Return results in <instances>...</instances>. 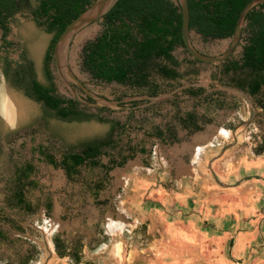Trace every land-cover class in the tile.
Masks as SVG:
<instances>
[{
  "label": "rangeland",
  "instance_id": "rangeland-1",
  "mask_svg": "<svg viewBox=\"0 0 264 264\" xmlns=\"http://www.w3.org/2000/svg\"><path fill=\"white\" fill-rule=\"evenodd\" d=\"M32 3L35 5L36 0ZM102 21L82 31L72 42L70 65L95 94L113 100L125 96L127 101L123 104L133 105L131 102L140 100L138 96L143 90L115 82H98L82 70L84 43L99 32ZM9 27L6 38L12 44H3L0 29V51L14 60L21 59L25 54L33 60L39 80L47 83L44 60L53 33L40 25L29 9L15 14ZM192 39L199 50L213 55L223 53L230 42V38L202 41L195 34H192ZM243 44L242 40L235 57L241 55ZM174 54L183 60L194 59L183 47H179ZM52 67L58 93L71 97L54 64ZM180 71L183 73L180 79L163 81V93L157 98L134 106L135 115L128 123L125 142H121L112 153L129 155V141L137 149L144 148L146 151H136L133 158H128L125 164L116 166L108 174L100 166L88 167L73 180L67 177L64 169L45 161L39 148L42 146L60 159L65 149L80 141L105 137L113 121L128 122L130 109L108 107L109 110L99 114L103 121L99 118L62 119L0 75V213L11 216L20 225L8 223L0 216V227L7 234V238H0V264H17L27 256L32 258L29 264H72L68 257L59 258L56 254L52 241L55 232H60L71 243L81 241L84 244V260L88 264H131L136 249L148 247L153 238L167 232L163 221L178 220L183 223L195 218L198 222L202 221L204 227L205 221L211 224L216 218L226 219L231 215L238 221L244 218V208L232 209L226 201L199 199L193 190L185 193L187 199L179 206L174 202H163L160 192H155L157 196L152 194V186L161 190L164 187L175 193L184 185L193 184L195 176L179 174V166L182 167L183 163L178 162L176 155H253L254 148L264 138V109L258 103L259 96L224 88L222 85L230 78L226 76L220 84L217 75L219 64L184 61ZM154 79L161 78L158 75ZM199 85L207 87L209 98H192L183 92L187 86ZM12 97L25 103L23 114L15 121L8 119L6 111V102ZM170 100H176L177 105ZM176 106L182 113L196 110L209 120L202 122V130L190 132L174 119ZM81 108L98 113L94 106L81 103ZM168 123H173L177 129L179 138L173 143L151 134L158 128L165 129ZM185 157L189 162L190 158ZM29 161L36 166L31 179L37 182V186L27 189V197L37 205L32 213L9 206L6 200L16 166ZM103 161L107 162V158ZM178 163L179 173L175 169ZM210 168L217 179L220 169L216 163ZM100 181L103 187L98 190L96 183ZM194 184L198 186V182ZM153 198L159 204L150 202ZM48 202L52 204L50 211L46 207ZM248 213L247 216L254 215ZM213 228L215 230L217 226L213 225ZM119 244L120 252L117 250ZM227 247L226 243L222 244L223 251ZM150 258L142 253L137 259L152 264Z\"/></svg>",
  "mask_w": 264,
  "mask_h": 264
},
{
  "label": "trees",
  "instance_id": "trees-1",
  "mask_svg": "<svg viewBox=\"0 0 264 264\" xmlns=\"http://www.w3.org/2000/svg\"><path fill=\"white\" fill-rule=\"evenodd\" d=\"M94 1L36 0V4L33 5L32 0H0V29L3 30L6 45L12 44L6 38L11 18L25 9H29L36 21L53 33L44 60L47 83L38 79L33 60L25 54L19 62H14L9 55L0 54V75L4 74L27 96L42 102L48 110L62 119L99 118L103 121L104 119L99 117L100 112L109 110L105 106L96 107L98 113H90L81 108V103L75 98L58 93L52 67L53 51L58 37L67 25ZM250 1L189 0L191 34H195L202 41L232 38L240 13ZM102 19V28L84 43L81 63L82 70L88 72L98 82H115L143 90L142 95L156 97L163 93V87L153 80L154 77L159 75L167 79H180L183 76L180 67L184 61L200 62L197 59L183 60L174 54L179 47L186 50L182 35V11L177 0H118ZM242 40L244 44L241 55L237 58L233 54L220 63L221 75L222 78L233 75L234 78L241 77L242 82L235 86L253 97L259 96L258 103L264 109V2L256 5L247 14ZM183 92L192 98H209L207 87L202 85L187 86ZM123 98L125 96L121 99ZM145 101L148 102L140 99L131 103L137 105ZM170 102L177 105L176 100ZM174 119L180 121L190 132L202 130V122L209 120L206 116L199 115L196 110L182 113L178 106ZM127 124L128 122L113 121L111 130L105 137L80 141L65 149L60 159L42 146L39 151L45 161L55 167L64 168L71 180L81 174L83 166H100L108 174L116 166L125 164L128 158H133L138 151L129 141L127 144L129 155L121 154V158L118 159L112 153L121 142H125ZM151 134L169 143L179 138L173 123H168L165 129L158 128ZM140 151L146 150L142 148ZM254 151L256 154L264 152V139ZM104 155L110 156L106 163L102 162ZM35 169V164L30 161L16 166L6 199L9 206L29 213L37 209V205L27 197V189L37 186V182L31 179ZM96 186L98 190L101 189L103 182H97ZM46 207L50 211L52 204L48 202ZM0 216L8 223L20 227L18 221L11 216ZM0 238H7L1 227ZM52 241L60 258L68 257L72 264L82 262L88 264L84 260V244L81 241L71 243L60 232L53 234ZM30 258L27 256L17 264H29Z\"/></svg>",
  "mask_w": 264,
  "mask_h": 264
},
{
  "label": "crops",
  "instance_id": "crops-1",
  "mask_svg": "<svg viewBox=\"0 0 264 264\" xmlns=\"http://www.w3.org/2000/svg\"><path fill=\"white\" fill-rule=\"evenodd\" d=\"M185 156L190 158L189 162ZM176 158L183 163L182 167L179 163L176 168L174 165L176 172L179 173V166L180 175L195 176L197 180L193 179V184L188 183L175 193L152 186L154 196H157L155 192H160L163 202H174L179 206L187 199L185 193L193 190L199 199L226 201L232 209L244 208V218L239 221L233 215L227 220L216 218L211 224L205 221L204 227L202 221L195 218L183 223L163 221L167 232L153 238L148 247L136 249L131 264H146L137 259L142 253L151 257L152 264H264V152H254L253 155H176ZM214 163L220 169L217 179L210 168ZM195 182H198L197 187ZM153 199L150 202L157 204L158 201ZM248 211L254 215L247 216ZM213 225L217 226V231ZM223 243L228 245L225 251Z\"/></svg>",
  "mask_w": 264,
  "mask_h": 264
},
{
  "label": "water",
  "instance_id": "water-1",
  "mask_svg": "<svg viewBox=\"0 0 264 264\" xmlns=\"http://www.w3.org/2000/svg\"><path fill=\"white\" fill-rule=\"evenodd\" d=\"M118 0H95L90 6H88L81 14H79L74 20H72L64 31L58 37L53 51L54 66L56 73L58 74L63 85L66 87L71 97L75 98L82 104L94 106V107H109L110 109H130L134 107L129 104H123L127 101V98L120 100H113L108 97L99 96L92 92L79 75L73 70L69 62V51L72 42L82 32L88 29L96 22H100L103 16L113 7ZM181 6L182 11V35L186 50L189 55L197 59L200 62L220 64L230 58L239 47L242 42V31L246 22L247 14L259 3L264 0H251L243 8L238 18L234 36L230 38V42L221 54H207L197 48L192 39L190 31V4L189 0H177ZM224 88L239 93H244L241 89L231 86L222 85ZM82 93V95L80 94ZM141 99L154 100L155 97L147 95L138 96ZM158 96H156L157 98ZM86 98H90L86 99ZM128 126V124H127Z\"/></svg>",
  "mask_w": 264,
  "mask_h": 264
},
{
  "label": "flooded vegetation",
  "instance_id": "flooded-vegetation-1",
  "mask_svg": "<svg viewBox=\"0 0 264 264\" xmlns=\"http://www.w3.org/2000/svg\"><path fill=\"white\" fill-rule=\"evenodd\" d=\"M2 30V29H1ZM2 36H3V30H2ZM3 44H6V42L4 41V39H3ZM3 47V46H2ZM0 54H2V55H9V54H7V53H3L2 51H0ZM10 57V56H9ZM11 58V57H10ZM12 59V58H11ZM14 62L15 61H17V62H19V61H21V59H18V60H14V59H12ZM221 64L219 65V72H218V78H219V80H220V83H222V81H224L223 80V78H222V75H221ZM2 76H4L5 77V75L4 74H1ZM235 76L233 75V77L232 76H229V81H226V82H224V83H226L225 84V86H231V87H236L235 86V84H240L241 82H242V78L241 77H236V78H234ZM160 80H155V79H153V80H155V82H157V83H159V84H161V86L163 87V81L164 80H178V79H167V78H164V77H162V76H160ZM233 78H234V80H233ZM39 79V78H38ZM41 81V80H40ZM237 88V87H236ZM239 89V88H238ZM242 91H244V90H242ZM216 92V91H215ZM245 92V91H244ZM248 93V92H247ZM131 104H133V103H131ZM131 106H137V105H135V104H133V105H131ZM135 109H133V110H130V119H129V121H128V123L130 122V121H132V118L134 117V115H135ZM264 139V138H263ZM263 139H262V141H263ZM261 141V142H262ZM142 148H140V149H138V151H140ZM141 152V151H140ZM142 153H144V152H142ZM114 156H116L118 159H120L121 158V155H114ZM103 158H107V161H109V159H110V156L108 155V156H103L102 157V162H104L103 161ZM104 163H106V162H104ZM84 168H88V167H85V166H83V168H82V170L84 169ZM102 168V167H101ZM62 169H64V168H62ZM103 170H104V172H105V169L104 168H102ZM64 171H65V169H64ZM65 173H66V171H65ZM67 175V174H66ZM0 215H3V213L1 214L0 213ZM53 236V235H52ZM57 254V253H56Z\"/></svg>",
  "mask_w": 264,
  "mask_h": 264
},
{
  "label": "bare ground",
  "instance_id": "bare-ground-1",
  "mask_svg": "<svg viewBox=\"0 0 264 264\" xmlns=\"http://www.w3.org/2000/svg\"><path fill=\"white\" fill-rule=\"evenodd\" d=\"M25 106L24 102H21L18 98H10L9 101L6 102V111L8 112L9 120H17L23 114V107ZM120 249V248H119Z\"/></svg>",
  "mask_w": 264,
  "mask_h": 264
}]
</instances>
